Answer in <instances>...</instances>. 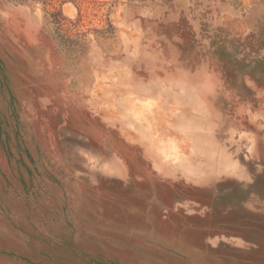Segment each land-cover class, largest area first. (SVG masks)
<instances>
[{
    "label": "rangeland",
    "instance_id": "1",
    "mask_svg": "<svg viewBox=\"0 0 264 264\" xmlns=\"http://www.w3.org/2000/svg\"><path fill=\"white\" fill-rule=\"evenodd\" d=\"M0 264H264V0H0Z\"/></svg>",
    "mask_w": 264,
    "mask_h": 264
},
{
    "label": "bare ground",
    "instance_id": "2",
    "mask_svg": "<svg viewBox=\"0 0 264 264\" xmlns=\"http://www.w3.org/2000/svg\"><path fill=\"white\" fill-rule=\"evenodd\" d=\"M162 151V150H161ZM163 151H164V149H163Z\"/></svg>",
    "mask_w": 264,
    "mask_h": 264
}]
</instances>
